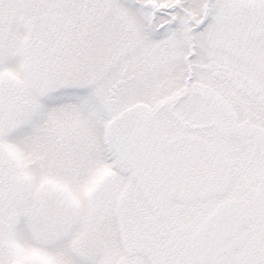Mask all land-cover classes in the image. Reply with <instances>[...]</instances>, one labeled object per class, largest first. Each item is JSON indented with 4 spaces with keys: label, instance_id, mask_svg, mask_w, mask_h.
<instances>
[{
    "label": "snow or ice",
    "instance_id": "1",
    "mask_svg": "<svg viewBox=\"0 0 264 264\" xmlns=\"http://www.w3.org/2000/svg\"><path fill=\"white\" fill-rule=\"evenodd\" d=\"M0 264H264V0H0Z\"/></svg>",
    "mask_w": 264,
    "mask_h": 264
}]
</instances>
